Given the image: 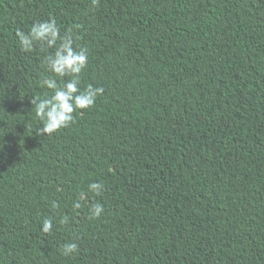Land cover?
Here are the masks:
<instances>
[{
  "label": "trees",
  "instance_id": "trees-1",
  "mask_svg": "<svg viewBox=\"0 0 264 264\" xmlns=\"http://www.w3.org/2000/svg\"><path fill=\"white\" fill-rule=\"evenodd\" d=\"M50 16L104 92L38 135ZM0 146V264H264V0H0Z\"/></svg>",
  "mask_w": 264,
  "mask_h": 264
},
{
  "label": "clouds",
  "instance_id": "clouds-1",
  "mask_svg": "<svg viewBox=\"0 0 264 264\" xmlns=\"http://www.w3.org/2000/svg\"><path fill=\"white\" fill-rule=\"evenodd\" d=\"M99 0H92L93 6L97 5ZM19 48L22 51H32L36 45L42 48H54V53L48 55L44 60L47 70L52 74L43 78L40 82L41 87L52 90L51 95L44 98L34 96L31 99L32 109L35 116L42 123V127L36 129L38 135H51L58 130L68 127L74 122L73 113L79 110L89 109L94 106L98 96L102 95V87H94L88 84L81 89L80 74L88 64V52L85 48H76L73 46L74 40L70 32L61 34L54 17L47 20L34 22L27 33L17 30ZM57 41L59 45L57 46ZM69 77L64 80L62 78ZM3 146H0L2 148ZM103 183L93 181L88 185V191L95 195H101ZM85 199V193H79V198L73 202V207H81L80 200ZM53 207H57L53 202ZM91 218H99L104 207L100 203H94L90 209ZM68 216L61 218L60 223L67 224ZM53 230V220L44 218L41 231L49 234ZM78 251V244L74 241L66 242L62 246V253L69 256Z\"/></svg>",
  "mask_w": 264,
  "mask_h": 264
}]
</instances>
